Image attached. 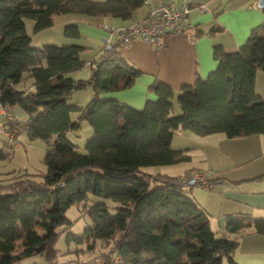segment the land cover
I'll list each match as a JSON object with an SVG mask.
<instances>
[{
	"label": "trees",
	"instance_id": "obj_1",
	"mask_svg": "<svg viewBox=\"0 0 264 264\" xmlns=\"http://www.w3.org/2000/svg\"><path fill=\"white\" fill-rule=\"evenodd\" d=\"M143 5L144 0H0V105L26 113L10 126L25 129L31 139L49 142L56 135L44 155L46 172L34 174L41 179L0 183V264L38 255L47 264H58L56 241L72 225L67 211L78 203L93 223L82 235L70 236L90 239L91 250L98 239L111 242L109 252L95 257L106 264L115 254L123 264H240L234 258L236 234L250 226L264 233L263 218L229 214L228 235H220L193 196L191 178L143 169L190 161L188 149L172 147L180 131L220 132L228 138L264 134V99L255 87L257 72H264V21L238 50L215 46L217 67L206 79L198 76L194 84L182 86L177 114L175 91L160 79L149 86L157 99L142 109L101 97L130 87L141 73L117 44L105 43L85 59L81 53L87 47L80 44L34 47L25 25V17H31L39 32L67 13L130 20ZM64 32L79 37L78 23L66 25ZM201 35L197 31L193 38ZM85 69L90 75L77 78ZM87 85L93 89L91 100L70 104L69 96ZM85 122L93 135L81 151L67 134ZM8 154L4 146L0 155ZM91 194L115 205L104 200L89 204Z\"/></svg>",
	"mask_w": 264,
	"mask_h": 264
},
{
	"label": "crops",
	"instance_id": "obj_2",
	"mask_svg": "<svg viewBox=\"0 0 264 264\" xmlns=\"http://www.w3.org/2000/svg\"><path fill=\"white\" fill-rule=\"evenodd\" d=\"M161 1L178 5L183 3V0ZM191 3L190 20L193 29L183 34L159 37L161 46L157 42L148 44L141 38L125 44L118 35L111 34L109 44H117L121 54L141 73L130 87L103 92L101 97L115 98L142 109L148 100L157 99V95L149 91V86L160 79L173 87L175 107L183 85L194 84L198 76L206 79L217 67L218 61L213 54L215 46H222L229 52L238 50L252 31L264 21V8L259 6V0H191ZM147 12L148 6L143 5L134 12L130 20L77 13L57 15L56 20H59L64 29L70 23H78L80 36L66 37L69 38V43L87 47L81 53L87 59L95 56L104 46L103 38L108 36L105 24L126 25L141 19ZM197 31H201L202 35L193 38ZM255 87L264 99L263 71L257 72ZM178 110L175 107V111ZM3 115L8 122L15 121L12 120V112L1 106L0 117ZM179 138L181 144H176L174 149H188L191 159L176 163L177 172L170 173L188 180L194 171L212 170V187L202 188L195 182L190 187L199 205L211 215L210 226L213 230L226 237V217L229 214H247L264 219L263 133L228 138L220 132L198 135L184 130ZM174 141L175 136L172 144ZM7 178L8 176H3V179ZM195 186L202 190L195 192ZM236 237L239 245L234 258L238 263L264 264V233L257 232L250 226L237 233ZM93 259L95 258H91L88 264Z\"/></svg>",
	"mask_w": 264,
	"mask_h": 264
},
{
	"label": "rangeland",
	"instance_id": "obj_3",
	"mask_svg": "<svg viewBox=\"0 0 264 264\" xmlns=\"http://www.w3.org/2000/svg\"><path fill=\"white\" fill-rule=\"evenodd\" d=\"M57 17V16H56ZM55 17V23L53 26L39 31H34L35 20L31 17H25L26 30L29 35L32 36V44L34 47H42L44 45L50 44H67L70 41L67 40L64 32V27L59 24ZM67 40V41H66ZM78 44V43H70ZM83 56V54H82ZM84 57V56H83ZM77 78H87L90 74L88 70H83L78 72ZM32 83V79L26 81L27 85ZM24 82L19 84V88L23 87ZM93 97L92 86L87 85L82 89H78L73 92L69 98L68 102L70 104L76 105H85ZM1 107V105H0ZM175 107H180L177 99L175 101ZM6 110L12 112V120L20 121L26 117V113L20 108H9L5 107ZM180 111H175L177 114ZM72 117H76V113L73 112ZM14 121V122H15ZM10 122L7 121V117L3 115L0 117V149L2 150L5 146V141L7 135L1 132V127L8 128L10 127ZM16 133L17 145L13 147L12 151L6 156H0V183L10 182L16 179H41V176H36L34 174H41L46 172L47 164L44 160V155L48 145L54 140L56 135H53V138L47 142L42 139H31L27 131L23 128L18 129ZM181 132L175 134V141L172 144V147L175 148L176 144L180 142L179 136ZM180 133V134H179ZM93 129L92 126L85 122L82 128L79 131H69L67 137L72 140L79 148V150H85L86 142L92 137ZM181 144V143H179ZM177 164H161V165H149L143 167L145 172L148 173H175L178 170ZM171 172V173H170ZM3 176H8L7 179H3ZM202 187V186H200ZM203 188V187H202ZM202 189L199 186H195L194 191L198 192ZM106 201L111 205H115L110 198H103L100 196L90 195L89 204H93L96 201ZM83 203L73 204L67 211V216L70 220L73 221L72 225L63 230L60 234L58 240L56 241V247L59 249V255L57 258L58 264H88V261L91 258H95L101 253L109 252L112 248V243H107L105 240L98 239L95 245V249L91 250L88 247L90 239H74L71 236H79L85 232V228L90 226L93 223L92 217L89 213L83 214ZM64 227L61 226L58 229L61 230ZM71 235V236H70ZM219 235V234H218ZM12 264H47L44 259L38 255L31 259H26L18 261Z\"/></svg>",
	"mask_w": 264,
	"mask_h": 264
},
{
	"label": "built area",
	"instance_id": "obj_4",
	"mask_svg": "<svg viewBox=\"0 0 264 264\" xmlns=\"http://www.w3.org/2000/svg\"><path fill=\"white\" fill-rule=\"evenodd\" d=\"M144 5L148 6V12L139 20L119 26L105 24L104 29L108 32V36H105L103 41L110 43L111 34H116L119 36L120 41L125 44L141 38L148 44L157 42L161 46L158 41L159 37L167 34H183L190 31L193 27V23L190 20L191 0H183V3L179 5L161 0H144ZM16 131L12 126L9 129L1 127V132L7 135L5 151L9 153L17 145ZM212 175V170L194 171L190 178L203 188H210L213 185L211 181ZM89 264L106 263L103 259H93ZM111 264H123V257L120 254H115Z\"/></svg>",
	"mask_w": 264,
	"mask_h": 264
},
{
	"label": "water",
	"instance_id": "obj_5",
	"mask_svg": "<svg viewBox=\"0 0 264 264\" xmlns=\"http://www.w3.org/2000/svg\"><path fill=\"white\" fill-rule=\"evenodd\" d=\"M259 6L262 7V8H264V0H259Z\"/></svg>",
	"mask_w": 264,
	"mask_h": 264
}]
</instances>
